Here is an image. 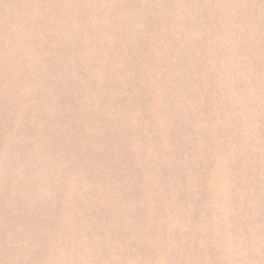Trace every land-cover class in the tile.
<instances>
[{
    "label": "rangeland",
    "instance_id": "rangeland-1",
    "mask_svg": "<svg viewBox=\"0 0 264 264\" xmlns=\"http://www.w3.org/2000/svg\"><path fill=\"white\" fill-rule=\"evenodd\" d=\"M0 264H264V0H0Z\"/></svg>",
    "mask_w": 264,
    "mask_h": 264
}]
</instances>
